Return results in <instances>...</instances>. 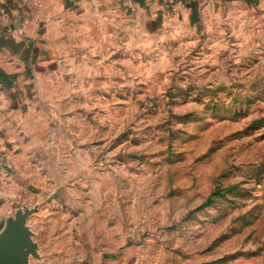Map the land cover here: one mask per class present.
Returning <instances> with one entry per match:
<instances>
[{
  "label": "rangeland",
  "instance_id": "obj_1",
  "mask_svg": "<svg viewBox=\"0 0 264 264\" xmlns=\"http://www.w3.org/2000/svg\"><path fill=\"white\" fill-rule=\"evenodd\" d=\"M50 53L9 210L46 264H264V8L81 13Z\"/></svg>",
  "mask_w": 264,
  "mask_h": 264
},
{
  "label": "crops",
  "instance_id": "obj_2",
  "mask_svg": "<svg viewBox=\"0 0 264 264\" xmlns=\"http://www.w3.org/2000/svg\"><path fill=\"white\" fill-rule=\"evenodd\" d=\"M223 1L254 2L264 8V0H0V231L21 193L12 192L14 183L21 190L30 189L33 171L15 172V162L29 160V148L24 154L23 147L30 146V123L38 120L30 117L37 110L38 81L54 60L51 47L67 23L76 22L81 13L87 18L128 13L139 24L155 26L179 12L205 10ZM31 239L37 241L35 236ZM37 247L28 264H46Z\"/></svg>",
  "mask_w": 264,
  "mask_h": 264
},
{
  "label": "water",
  "instance_id": "obj_3",
  "mask_svg": "<svg viewBox=\"0 0 264 264\" xmlns=\"http://www.w3.org/2000/svg\"><path fill=\"white\" fill-rule=\"evenodd\" d=\"M29 211L23 208L6 219L0 231V257L2 264H28L30 254L37 255V245L26 226Z\"/></svg>",
  "mask_w": 264,
  "mask_h": 264
}]
</instances>
